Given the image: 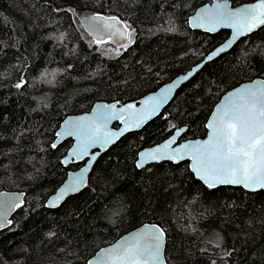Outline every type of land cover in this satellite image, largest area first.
Here are the masks:
<instances>
[{
  "label": "trees",
  "instance_id": "16d2710c",
  "mask_svg": "<svg viewBox=\"0 0 264 264\" xmlns=\"http://www.w3.org/2000/svg\"><path fill=\"white\" fill-rule=\"evenodd\" d=\"M211 1L0 0V192L26 194L0 232V264H57L61 256L87 264L143 223L165 230L169 264H264V191L209 189L189 162L136 166L141 150L177 127H187L182 140L204 138L225 93L264 79V27L207 63L159 117L122 137L83 191L46 207L82 164L62 163L72 140L52 147L64 118L98 101H137L201 62L230 35L190 29L189 17ZM94 13L129 22V45L102 53L80 23Z\"/></svg>",
  "mask_w": 264,
  "mask_h": 264
},
{
  "label": "snow or ice",
  "instance_id": "6c2138e0",
  "mask_svg": "<svg viewBox=\"0 0 264 264\" xmlns=\"http://www.w3.org/2000/svg\"><path fill=\"white\" fill-rule=\"evenodd\" d=\"M94 19L104 21L96 25L97 31L115 29L113 34L120 33L122 37L128 34L120 32L116 24L109 22L116 21L115 17ZM195 19L197 21L195 26L199 27H205V21H207L206 30L208 31H213L217 26L231 21L228 26L235 28L236 37H238L264 25V0H259L258 3L243 8L239 12L228 11L226 4L217 5L208 15L198 14ZM103 42V40L96 41L98 44ZM211 58L210 56L209 59ZM21 86L22 83L16 85L17 88ZM166 99L167 95L163 97V100ZM227 99L228 102L217 109L216 115L208 124L211 133L206 142L185 145L183 150L176 148L168 151L170 145L175 142L176 137L173 136L171 141L149 152L147 159L178 161L188 155L195 161L192 171L209 188L216 184H232L242 185L250 190L264 189V81L257 82L255 86L238 89ZM163 100L160 103H163ZM158 107L159 104L153 107L151 112L155 113ZM148 115L150 114H146L145 118H148ZM116 116L114 112L102 113L101 119L106 123ZM143 122V119L139 120L136 127ZM78 130L83 139L79 152H73V155L79 156L87 155V149L97 140L103 139L107 144L110 142L107 137L114 135L104 132L99 126L92 125L80 124ZM67 134L73 135L74 132L69 129ZM52 147L55 148L56 144L53 143ZM136 166L143 167V161L138 162ZM82 184V176L73 178L72 182L61 190L57 199H62L68 191L79 190ZM52 206H55V201ZM2 217L3 213H0V218ZM8 223L10 221L4 220L0 223V227ZM163 238V229L153 225L134 237V244L124 245L119 250L107 252L106 257L101 258V264H166L162 252Z\"/></svg>",
  "mask_w": 264,
  "mask_h": 264
},
{
  "label": "water",
  "instance_id": "95a60500",
  "mask_svg": "<svg viewBox=\"0 0 264 264\" xmlns=\"http://www.w3.org/2000/svg\"><path fill=\"white\" fill-rule=\"evenodd\" d=\"M258 2L259 0L246 2L239 5H233V3L230 0H212L211 2H208L200 6L196 10V12L189 17L188 25L190 29L211 33V34H216L223 30L228 31L230 33L229 37L219 46H217L212 52H210L201 62H199L197 65L193 66L186 72L178 74L171 81L165 83L154 92L148 93L147 95L139 98L137 101H132L128 103H120L119 101H113L110 103L105 101H98L93 105L90 111L69 115L66 118H64V120L61 122L60 127L56 132L55 141L53 143L56 144L55 148H58L59 146L63 145L65 142L72 140V145L68 149L66 155L62 158L63 159L62 163L65 167H70L72 163H82V164L79 166L78 169L70 170L68 172L65 180L56 189V191L49 196L46 202V207L50 209H56L59 206H61L66 201L67 198L83 191L89 182L93 169L96 163L98 162V160L104 154H106L122 137H124L128 133L138 132L142 130L148 123L152 122L157 117H159L163 113V111L167 108V106L173 101L178 91L184 85H186L193 77H195V75L207 63L216 60L220 58L222 55L230 52L238 42H240L243 39H246L247 37L256 33L257 31H259L261 28L264 27V25H260L256 27L253 31L236 37L235 28L228 26L231 23V21L217 26L213 31L206 30L208 26L207 21H205V25H206L205 27L195 26L197 23L195 18L198 16V14L208 15L216 8L217 5H222V4H226L227 9L230 12H239L241 9L249 7ZM97 17H101V18L115 17L116 21H109V22L116 24V27L120 29V32H124L128 34L124 35L123 37L120 35V33L113 34V32H115V29H113L112 31H109L107 29H105L104 31H97L96 25L104 22L102 20L94 19ZM80 23L84 31L95 43L97 40L104 41L103 43L100 44L96 43L97 45L112 43L117 48L123 49L126 48L131 41V28L127 25L125 20L121 19L118 16H107L102 13H94L82 17ZM234 37L236 38L234 39ZM213 53H215V55H212ZM210 56L212 57L211 59H209ZM189 73H191V75H189ZM259 81H264V79L261 77H257L251 81L243 82L239 86L229 90L221 97L220 101L214 107L206 123L207 134L204 138L182 140L183 135L187 131V127H181V128H177L169 138H167L160 144H157L152 147H147L141 150L139 152L138 160L136 164L138 162L143 161V167H139V169H143L152 164H158L164 162H172L174 164L189 162L190 171L194 174L195 178L198 179L200 182H202L207 188H209L208 185L203 180L199 179L196 173L192 171L195 165V161L194 159L190 158L188 155H185L183 159L177 161V160H168V159L150 160L147 159V154L151 152L153 149H156L171 141L173 136H175L176 139L175 142H173L170 145L168 151H171L172 149H176V148H181L183 150L185 145H195L197 143L203 144L209 139V135L211 133V129L208 127V124L213 120V117L216 115L217 109L222 108L228 102L227 98L230 97V94H235L238 89L242 90L248 86H255ZM165 95H167V99L163 100V97ZM150 98H151V102H149ZM161 100H163V103H160ZM157 104H159V107L157 108L155 113H152L151 112L152 108L155 107ZM130 105H134V107H129ZM121 109H124V111H120ZM109 112H114L117 114V116L116 118L109 119L105 123V121L101 119V114L109 113ZM146 114H150L148 115V118H145ZM141 119H143L144 122L140 124L139 127H136V124ZM80 124H84L86 126L88 125L99 126L104 132L112 133L114 135L107 137V139L110 141L107 144L104 143L103 139L97 140L96 143L92 144V146L87 149V155L84 156L73 155V152L78 153L81 148V142L83 137L81 136V133L78 130V125ZM69 129H71L74 132L73 135L67 134V131ZM81 176L83 178V184L79 188V190L68 191L65 193L62 199H57L60 195L61 190L64 189L67 185H69L72 182L73 178H77ZM226 186L242 188L248 192L264 191V189H256V190L245 189L242 185H232V184H216L214 187H211L209 189H216L219 187H226ZM25 198H26V194L25 192L22 191L0 192V213H3V217L0 218V223H2L4 220L10 221V223H8L6 226L0 227V232L8 229L11 226L12 219L17 213L18 209L24 204ZM54 201H55V206H52ZM13 204L16 206L12 207L11 205ZM153 225L159 229H163L157 223H143L140 226L136 227L135 229L123 234L114 242L105 245L104 247L97 250V252L88 259L87 264H101V258H105L107 252L119 250L124 245L134 244L135 243L134 237L146 231L148 228H150ZM163 231H164V238H163L162 252L166 260V264H169L166 258L167 235L164 229Z\"/></svg>",
  "mask_w": 264,
  "mask_h": 264
},
{
  "label": "rangeland",
  "instance_id": "374dc122",
  "mask_svg": "<svg viewBox=\"0 0 264 264\" xmlns=\"http://www.w3.org/2000/svg\"><path fill=\"white\" fill-rule=\"evenodd\" d=\"M127 25L131 28V30H132V26H131V24L129 23V22H127ZM152 29H154V30H156V29H158V27H154V28H152ZM131 36H132V34H131ZM132 38V37H131ZM97 46H99V50L100 51H102V53H104V54H106V55H110V56H112V55H115V53H116V51L119 49V48H117L116 46H114L112 43H108V44H103V45H97ZM178 128V127H177ZM177 128H175L174 129V131L177 129ZM67 153V152H66ZM66 155V154H65ZM65 155H63V157L65 156ZM63 160V159H62ZM73 164V163H72ZM71 164V165H72ZM200 226V225H199ZM198 227V226H197ZM201 227V226H200ZM199 227V228H200ZM216 241V239H214L211 243H213V242H215ZM58 263L57 264H66V263H69V261H68V257L67 256H61V257H59V259H58V261H57Z\"/></svg>",
  "mask_w": 264,
  "mask_h": 264
},
{
  "label": "flooded vegetation",
  "instance_id": "af4514ba",
  "mask_svg": "<svg viewBox=\"0 0 264 264\" xmlns=\"http://www.w3.org/2000/svg\"><path fill=\"white\" fill-rule=\"evenodd\" d=\"M23 83H24V80H23Z\"/></svg>",
  "mask_w": 264,
  "mask_h": 264
}]
</instances>
